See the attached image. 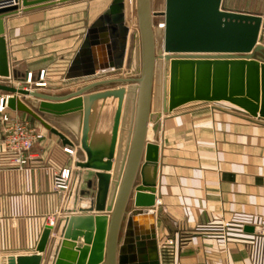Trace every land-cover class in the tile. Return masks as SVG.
<instances>
[{"label": "crops", "instance_id": "0c3cea01", "mask_svg": "<svg viewBox=\"0 0 264 264\" xmlns=\"http://www.w3.org/2000/svg\"><path fill=\"white\" fill-rule=\"evenodd\" d=\"M112 2L70 0L6 17L14 73L6 83L27 86L28 73L32 72V81H39L44 69L47 84L37 88L60 95L69 93L66 90L75 80L87 85L95 78L125 74L123 67L109 66L102 75L98 74L101 69L82 75L88 66L84 60L70 72L89 29ZM127 21L126 16L128 26ZM81 26L87 28L81 41L73 44L77 36L72 33ZM111 26L107 21L90 32L95 41L91 54L96 66L111 65L122 56L123 37L114 35ZM135 26H128L124 67ZM116 70H120L119 75ZM3 94L6 92L0 91ZM17 112L32 120V115ZM155 119L153 138L149 130L148 140L159 145L156 200H160L161 211L152 219L160 250L171 239L173 264H264V235L255 228L245 231L246 226L264 225V119L225 101L188 103ZM32 121L45 133L44 140L35 146L41 153L35 165L16 169L11 155L0 152V259L37 253L46 221L54 215L56 223L40 264H80V248H89V256L100 234L97 215L73 212L76 201L70 203V212H62L67 193L54 190L53 171L68 165L69 155L64 153L65 144L58 135L37 119ZM120 133V142L126 143L128 132ZM3 136L0 123V140ZM78 157L83 158V154ZM89 172L85 171V179ZM152 214L154 210L146 215ZM151 222L150 217L144 219L142 228L149 229ZM226 222L230 226L224 229ZM88 234L92 235L89 244Z\"/></svg>", "mask_w": 264, "mask_h": 264}, {"label": "water", "instance_id": "95a60500", "mask_svg": "<svg viewBox=\"0 0 264 264\" xmlns=\"http://www.w3.org/2000/svg\"><path fill=\"white\" fill-rule=\"evenodd\" d=\"M66 1L70 0H21L19 5V0H0V91L9 95L11 109L32 115L64 144L77 145L83 154L75 163L62 208L63 213L70 212V203L76 201L73 212L97 215L100 234L89 256V248H80V264H160L152 219L161 211L156 206L159 145L148 140L149 126L156 115L161 117L192 102L226 101L264 119V18L227 9L225 0H165L161 12L153 10L152 0H135L136 26L130 35L126 76L96 80L63 95L7 84L14 73L6 17ZM156 15L165 20L161 32L154 27ZM107 21L112 23L113 34L123 37V50L116 63L100 67L92 62L95 41L90 32ZM125 22V0H113L89 29L70 72L83 60L88 66L82 75L109 66L124 67L129 32ZM159 37L162 44L158 48ZM162 63L166 67L164 102L153 112L157 67ZM113 83L117 86L97 88ZM122 131L128 137L120 150ZM86 170L95 172L96 182L88 180L83 189ZM150 210L155 214L146 215ZM148 217L152 225L144 229ZM52 229L45 225L37 253L4 257L0 264H40ZM245 231L253 232L254 227L246 226ZM86 241L89 244L92 235Z\"/></svg>", "mask_w": 264, "mask_h": 264}, {"label": "built area", "instance_id": "2783aa9c", "mask_svg": "<svg viewBox=\"0 0 264 264\" xmlns=\"http://www.w3.org/2000/svg\"><path fill=\"white\" fill-rule=\"evenodd\" d=\"M165 20L158 22L156 25L160 28ZM105 71V70H102ZM32 72L28 73V84L26 87L30 89H36L37 87L46 86L45 82V70L40 71V80L32 81ZM23 85V84H22ZM34 85V86H33ZM25 86V85H24ZM8 94L0 95V123L2 124L4 136L0 140V152L9 153L11 155V162L16 169L22 170L32 167L37 163L38 159H41V153L35 150L37 143L41 142L45 138V133L40 130L36 124L26 117L19 115L17 111L11 110L8 106ZM63 151L69 155V164L63 165L60 168L53 171V187L58 193H67L70 189L73 173L75 170V163L78 160L79 147L77 145L65 144ZM160 204V200H156V206ZM47 225L56 223V216H49ZM230 226L229 222L223 223V228L227 229ZM255 231L258 234L264 235V225H257ZM226 233V231H223ZM174 241L167 239L162 245L160 252V264L165 263V256L170 258L167 264L174 263L173 253Z\"/></svg>", "mask_w": 264, "mask_h": 264}, {"label": "rangeland", "instance_id": "374dc122", "mask_svg": "<svg viewBox=\"0 0 264 264\" xmlns=\"http://www.w3.org/2000/svg\"><path fill=\"white\" fill-rule=\"evenodd\" d=\"M227 1H228L229 6L233 7L234 9H236V11L237 10L238 11H242V10L251 11L253 13H256L258 15L263 16V18H264V0H227ZM134 3H135V0H125V13H126V16H127V19H128L127 24H128V26L130 25L131 27L135 25V18H136L135 17V10H134ZM152 8H153V10L155 12L164 11V9H165V0H152ZM161 20H163V16H160V15L154 16V21H155V26L156 27H157L156 24L158 22H160ZM86 28L87 27H85V26H81V27L78 28V32L77 33H72V34H75L74 36H77V38L74 40L73 44H77V43H79L81 41ZM72 37H73V35H72ZM159 38L157 40V47L158 48L161 47V44H162V40H161V38L160 39ZM261 39H262V42L264 43V24H263V33H262ZM72 47H74V45ZM121 70H125L126 73L123 74V75H119L120 70H116L114 72H115V74L117 73V75H119V77L126 76L127 73L129 72L128 69H126V67H123ZM165 71H166V67H165L164 63H162V66L160 65L159 67H157L156 81H155V88H154V100H153V105H152L153 112H156L157 110H159L162 107L163 102H164L163 88H164ZM104 72L105 71H103V72L100 71L98 74L102 75ZM131 76H133V75H131ZM95 79L100 80V77L99 78H95ZM90 81H92V79H90L87 82L89 83ZM70 83H72L69 86L70 90L67 89L66 91H70L71 92L73 89L75 90V88H78V87H81V86L85 85L84 81H79V80L78 81L75 80V81H72ZM114 85H116V83L109 84V85H103V86H100V87H97V88L98 89H100V88L103 89V88L111 87V86H114ZM97 88H95V89H97ZM60 95H63V94H60ZM153 124H154V122H151V125H150V127H151L150 128L151 129L150 133H151L152 138H153V130H155V128H153ZM81 153L82 152L80 150L78 152V156L81 155V157H82ZM86 171H91V172H89L90 176L86 175L87 176L86 179L84 178V180H86L84 182V184H83L85 186V189H87V187H88V185H87V181L88 180H92L94 182V185H95V182H96L95 172L92 171V170H86ZM94 189H95V187L93 188V192H94Z\"/></svg>", "mask_w": 264, "mask_h": 264}, {"label": "trees", "instance_id": "16d2710c", "mask_svg": "<svg viewBox=\"0 0 264 264\" xmlns=\"http://www.w3.org/2000/svg\"><path fill=\"white\" fill-rule=\"evenodd\" d=\"M225 7H226L227 9H230V10H236V9H234L233 7L229 6L227 0H225ZM237 11H238V10H237ZM242 11H244V12H249V13H253V12H251V11H245V10H242ZM253 14H256V13H253ZM31 119L34 120L33 117H32ZM169 260H170V258L167 257V255H166V256H165V263L167 264V263L169 262Z\"/></svg>", "mask_w": 264, "mask_h": 264}, {"label": "bare ground", "instance_id": "6f19581e", "mask_svg": "<svg viewBox=\"0 0 264 264\" xmlns=\"http://www.w3.org/2000/svg\"><path fill=\"white\" fill-rule=\"evenodd\" d=\"M162 26H164V28H165V22H164V24L162 25ZM154 27L156 28V29H160V32L164 29L163 27L162 28H160L159 26H155V22H154ZM160 39V38H159ZM161 40H162V38H161ZM103 72V71H102ZM226 102V101H225ZM151 125V124H150ZM151 128V127H150ZM149 130H151V129H149ZM148 138H149V133H148ZM127 141V140H126ZM123 144H126V143H121V146H120V150H123ZM125 146V145H124ZM151 156V155H150Z\"/></svg>", "mask_w": 264, "mask_h": 264}, {"label": "flooded vegetation", "instance_id": "af4514ba", "mask_svg": "<svg viewBox=\"0 0 264 264\" xmlns=\"http://www.w3.org/2000/svg\"><path fill=\"white\" fill-rule=\"evenodd\" d=\"M117 77H119V76H117Z\"/></svg>", "mask_w": 264, "mask_h": 264}]
</instances>
